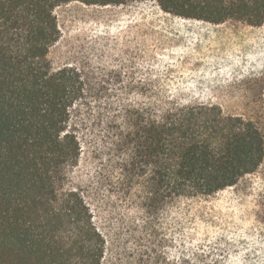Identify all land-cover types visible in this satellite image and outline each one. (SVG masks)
I'll list each match as a JSON object with an SVG mask.
<instances>
[{
  "label": "trees",
  "instance_id": "obj_1",
  "mask_svg": "<svg viewBox=\"0 0 264 264\" xmlns=\"http://www.w3.org/2000/svg\"><path fill=\"white\" fill-rule=\"evenodd\" d=\"M134 1L0 0V264H104L106 238L83 194L68 186L82 151L73 113L91 88L80 69L53 68L48 55L60 38L57 8ZM149 1L185 20L264 25V0ZM120 111L121 123L109 125L115 188L139 191L146 231L176 199L230 188L264 160L257 125L218 105L159 111L129 100ZM162 256L151 264H219L199 254Z\"/></svg>",
  "mask_w": 264,
  "mask_h": 264
},
{
  "label": "rangeland",
  "instance_id": "obj_2",
  "mask_svg": "<svg viewBox=\"0 0 264 264\" xmlns=\"http://www.w3.org/2000/svg\"><path fill=\"white\" fill-rule=\"evenodd\" d=\"M55 16L60 38L48 58L53 68L80 69L91 88L73 113L82 151L68 186L83 194L106 238L104 264L194 254L219 264H264V160L230 188L176 199L154 232L146 231L139 191H116L109 127L121 123L129 100L159 111L169 103H211L253 121L264 140V25L185 20L149 0L106 8L71 3Z\"/></svg>",
  "mask_w": 264,
  "mask_h": 264
}]
</instances>
